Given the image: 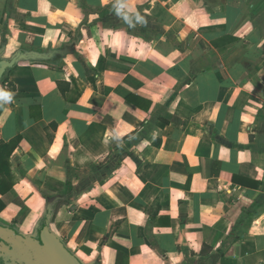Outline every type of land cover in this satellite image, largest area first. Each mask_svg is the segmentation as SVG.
<instances>
[{
    "label": "crops",
    "instance_id": "obj_1",
    "mask_svg": "<svg viewBox=\"0 0 264 264\" xmlns=\"http://www.w3.org/2000/svg\"><path fill=\"white\" fill-rule=\"evenodd\" d=\"M77 37L0 84L4 222L57 198L84 264H264V0H0L3 58Z\"/></svg>",
    "mask_w": 264,
    "mask_h": 264
},
{
    "label": "water",
    "instance_id": "obj_2",
    "mask_svg": "<svg viewBox=\"0 0 264 264\" xmlns=\"http://www.w3.org/2000/svg\"><path fill=\"white\" fill-rule=\"evenodd\" d=\"M78 39L62 50L39 52L20 49L10 58H3L6 50L3 45L0 48V84L9 70L21 63L55 61L72 54ZM58 201L50 198L43 221L32 235H23L0 223V264H84L50 228Z\"/></svg>",
    "mask_w": 264,
    "mask_h": 264
},
{
    "label": "trees",
    "instance_id": "obj_3",
    "mask_svg": "<svg viewBox=\"0 0 264 264\" xmlns=\"http://www.w3.org/2000/svg\"><path fill=\"white\" fill-rule=\"evenodd\" d=\"M105 10H107V8ZM1 84L5 95L9 98L12 85L10 84L8 78H5ZM128 100L130 102H133V97H129ZM19 141L20 138H16L15 140H12L9 143L0 142V196H1L0 212H2L6 208V202L3 201V196L10 194L13 188L14 183H13V176L11 171L12 165L10 162V158L11 155L14 153V151L17 149ZM258 186H259L258 184H255V187ZM211 253L212 250H210L209 254ZM220 256H221L220 251H218L217 253L211 256V260L213 264L217 262ZM121 257H122L121 255L118 257V261H117L118 264H121V259H122Z\"/></svg>",
    "mask_w": 264,
    "mask_h": 264
},
{
    "label": "rangeland",
    "instance_id": "obj_4",
    "mask_svg": "<svg viewBox=\"0 0 264 264\" xmlns=\"http://www.w3.org/2000/svg\"><path fill=\"white\" fill-rule=\"evenodd\" d=\"M1 197V196H0ZM8 195H6V196H3V201H8ZM6 209V208H5ZM4 209V210H5ZM4 210L2 211V212H0V215H1V217H0V223H4V224H6V225H8V226H11L10 224H8L7 222H4V219H7V220H10V218L9 217H7L6 215V212L4 213ZM91 251L92 252H94V250L93 249H91ZM90 253V252H89ZM87 255L90 257V256H93L94 254H88L87 253ZM89 259V261H88V263H91V261H93L94 259L91 257V258H88ZM124 262V261H123ZM123 262L121 261V264H123ZM126 264H128V262H125ZM105 264H113L110 260L108 261L107 260V262L105 263ZM118 264V263H117ZM194 264H198V263H194Z\"/></svg>",
    "mask_w": 264,
    "mask_h": 264
},
{
    "label": "flooded vegetation",
    "instance_id": "obj_5",
    "mask_svg": "<svg viewBox=\"0 0 264 264\" xmlns=\"http://www.w3.org/2000/svg\"><path fill=\"white\" fill-rule=\"evenodd\" d=\"M10 228L15 229V228H13L12 226H10Z\"/></svg>",
    "mask_w": 264,
    "mask_h": 264
}]
</instances>
